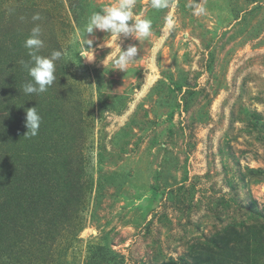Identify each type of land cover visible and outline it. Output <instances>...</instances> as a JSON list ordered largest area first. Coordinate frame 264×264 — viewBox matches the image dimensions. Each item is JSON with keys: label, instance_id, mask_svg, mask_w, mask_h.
Wrapping results in <instances>:
<instances>
[{"label": "rangeland", "instance_id": "obj_1", "mask_svg": "<svg viewBox=\"0 0 264 264\" xmlns=\"http://www.w3.org/2000/svg\"><path fill=\"white\" fill-rule=\"evenodd\" d=\"M116 3L0 0V264H264V0H136L152 35L96 31L85 62L89 16ZM37 24L39 54L67 55L26 95Z\"/></svg>", "mask_w": 264, "mask_h": 264}, {"label": "clouds", "instance_id": "obj_2", "mask_svg": "<svg viewBox=\"0 0 264 264\" xmlns=\"http://www.w3.org/2000/svg\"><path fill=\"white\" fill-rule=\"evenodd\" d=\"M135 3L136 0H117L114 5H108L99 12H93L89 16L79 38V57L84 58L85 62L88 63L95 59L94 40L87 37L94 35L96 31L108 33L117 40L121 36L125 38L132 37L137 41L150 37L152 35V21L139 17L134 19L133 9ZM151 7L157 10L167 8L169 7V0H151ZM205 12L206 9L202 5L194 8L195 15H202ZM40 19L39 13L32 16L33 21ZM166 24L169 29L172 28L173 21L170 17L167 18ZM41 36L42 29L37 24L31 29V34L24 43V47L28 49V55L31 58L28 63L24 64L31 77V81L23 86V91L26 95H40L47 92L57 80L55 75L56 62L67 55L66 51L62 52L60 50H54L50 56L40 55V50L44 47V41ZM166 37L167 33L161 37V40L166 39ZM117 51L119 52L118 56H116L115 52L111 53L112 56H116L112 61L113 67L125 72L128 65L137 58L138 48L133 44L122 50L119 45ZM41 119L37 107L26 110V127L28 131L25 136L29 134L36 136L38 134Z\"/></svg>", "mask_w": 264, "mask_h": 264}, {"label": "trees", "instance_id": "obj_3", "mask_svg": "<svg viewBox=\"0 0 264 264\" xmlns=\"http://www.w3.org/2000/svg\"><path fill=\"white\" fill-rule=\"evenodd\" d=\"M39 148V151L43 154V156H48L47 154V152L48 151H50V147H48V145H47V143L45 142V146L43 147V148H40V147H38ZM4 228H3V223L0 221V238L2 237H5V236H3L2 235V230H3ZM2 235V236H1ZM7 251V250H6ZM5 252V251H4ZM11 254H13V253H11Z\"/></svg>", "mask_w": 264, "mask_h": 264}]
</instances>
